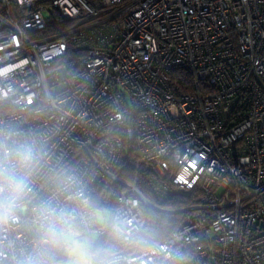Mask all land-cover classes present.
Here are the masks:
<instances>
[{"label": "built area", "instance_id": "obj_1", "mask_svg": "<svg viewBox=\"0 0 264 264\" xmlns=\"http://www.w3.org/2000/svg\"><path fill=\"white\" fill-rule=\"evenodd\" d=\"M0 119L41 153L0 264L31 253V207L61 169L114 193L139 242L114 241L112 264H264V0H0ZM180 194L152 240L144 210Z\"/></svg>", "mask_w": 264, "mask_h": 264}, {"label": "clouds", "instance_id": "obj_2", "mask_svg": "<svg viewBox=\"0 0 264 264\" xmlns=\"http://www.w3.org/2000/svg\"><path fill=\"white\" fill-rule=\"evenodd\" d=\"M40 155L34 133L0 119V223L16 218ZM49 180L52 195L31 207L36 239L22 264H112L110 247H98V237L104 236L106 242H139L134 232L125 230L119 212L101 202L106 194L93 195L78 173L61 169ZM57 197L64 202L52 207Z\"/></svg>", "mask_w": 264, "mask_h": 264}, {"label": "trees", "instance_id": "obj_3", "mask_svg": "<svg viewBox=\"0 0 264 264\" xmlns=\"http://www.w3.org/2000/svg\"><path fill=\"white\" fill-rule=\"evenodd\" d=\"M53 20L56 21V17H53ZM53 30H56V28H52L50 31ZM170 77L172 82H176L177 88H179L181 92L194 91V76L191 73L176 70L170 73ZM131 170L132 168L129 163L122 162L116 167L115 172L120 176L129 177ZM141 191L146 197H150L146 186L142 185ZM98 193L106 194L101 200L105 206L112 209L115 208V195L110 189L105 188V186H100L94 195ZM192 202L193 200L191 198V194H180L166 201L162 204L160 209H145L144 212L147 220V231L149 237L152 240H161L166 238L172 230L176 228L178 222L182 218V212L180 209ZM108 245L113 246V248H111V252L115 251L114 241L106 242L104 239L98 244V247H106Z\"/></svg>", "mask_w": 264, "mask_h": 264}, {"label": "rangeland", "instance_id": "obj_4", "mask_svg": "<svg viewBox=\"0 0 264 264\" xmlns=\"http://www.w3.org/2000/svg\"><path fill=\"white\" fill-rule=\"evenodd\" d=\"M99 242H100V239H99V237H98V238H97V241L95 242L97 246H98ZM106 247H110V249L113 248L112 245H108V246H106Z\"/></svg>", "mask_w": 264, "mask_h": 264}]
</instances>
